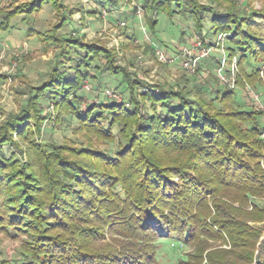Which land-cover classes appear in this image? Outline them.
I'll return each mask as SVG.
<instances>
[{
	"label": "trees",
	"instance_id": "16d2710c",
	"mask_svg": "<svg viewBox=\"0 0 264 264\" xmlns=\"http://www.w3.org/2000/svg\"><path fill=\"white\" fill-rule=\"evenodd\" d=\"M45 3L57 8V0H30L4 10L0 28ZM146 8L155 16L151 27L161 11L188 12L198 35L209 17L211 33H225L228 61L238 55L240 70L249 79L258 75L264 12H219L196 0H151ZM45 34L41 39L47 43L55 39ZM62 43L47 78L0 126V232L24 236L17 257L0 256V264H162L157 250L165 240L194 247L171 264H264V206L245 209L249 195L264 193L260 112L236 104L224 113L214 110L216 99L234 101V91L226 88H217L210 100L165 86L137 92L138 98L136 82L113 64L107 49L77 38ZM101 56L106 58L101 71L122 77L133 104L107 105L111 114L105 121L120 126L116 157L36 142L29 121L40 133L43 97L58 99V108L72 109L89 131L99 133L102 116L94 107L78 110L77 89L91 61ZM146 100L150 111L140 114ZM14 133L26 144L24 162L17 157L16 149L22 150Z\"/></svg>",
	"mask_w": 264,
	"mask_h": 264
},
{
	"label": "rangeland",
	"instance_id": "374dc122",
	"mask_svg": "<svg viewBox=\"0 0 264 264\" xmlns=\"http://www.w3.org/2000/svg\"><path fill=\"white\" fill-rule=\"evenodd\" d=\"M25 1L30 0H0V17L4 10ZM150 1L111 0V4L104 6L102 0H57L56 9L45 3L38 11L30 14L20 13L13 17L9 23H12V26L9 25V30L0 37V126L9 116L20 112L26 105L33 87L36 88L47 78L61 51L62 38H77L107 49L113 64L126 71V76L130 77L128 81L136 82L138 88L135 87L134 91L138 98L141 97L138 93L165 86L188 93L192 97L208 100L215 95L217 88H226L234 91V101L220 102L216 99L211 103V107L224 113L236 104L242 109L258 111L264 128V57L258 77L249 79L240 70L238 55L235 56V66L231 71L233 63L231 66L230 62L233 57L228 61L225 37L221 40L218 39L220 33L216 35L211 33L209 17L205 18L202 27L201 35L204 38L196 33L197 28L193 25L189 13L182 10L172 15L159 12L156 15V25L151 27L149 22L155 16L146 8ZM196 2L219 12H226L231 8L239 13L244 12L245 15L254 11L264 12V0H196ZM63 17L67 20L64 25H60ZM161 29L165 32V39L163 34L159 33ZM48 31L53 33L56 41L50 38V42L47 43L41 39L42 36L47 37L43 33ZM197 37L213 45L220 42L227 59L223 70L224 76L226 79L229 76L233 78V88L216 74L218 61L222 56L219 47L215 50L217 53L211 52L207 58L200 59L193 73L183 68L180 53L185 47L190 48ZM155 45L165 52L166 61L158 58L154 51ZM177 54L180 57L177 58ZM172 57L174 59L169 60ZM105 63L104 56L91 61L87 68V76L77 89V92L82 94L77 103L78 110L87 113L94 107V111L102 116L103 121L98 124L99 133L95 130L89 131L72 109L58 108V99L43 97V101L38 104L42 108L43 117L40 133L36 131L33 121H29L36 142L73 146L77 149L88 148L116 157V148L120 144L118 143L120 126L115 124L110 127L107 124L106 121L111 114L107 105L113 103L132 109L133 104L128 101L126 82L122 77L101 71ZM246 71L248 72L249 68ZM73 95L69 93L68 98H73ZM149 105L148 100L144 101L140 114H144L147 108V111H150ZM239 126L244 128L241 123ZM261 135L264 138L263 131ZM13 138L17 140L22 150L20 152L16 149L17 157L24 162L26 144L19 141L16 133L13 134ZM10 148L3 147L7 156L10 154ZM116 188L123 193L120 185ZM254 203L264 206V193L261 196L249 195L245 209L251 210ZM250 224L254 226L259 223ZM22 239H24L22 235L14 237L0 232V256L17 257ZM221 246L228 248L227 243H221ZM193 248L191 245L180 247L171 240H165L158 244L157 259L162 264H171L185 252H191Z\"/></svg>",
	"mask_w": 264,
	"mask_h": 264
},
{
	"label": "built area",
	"instance_id": "2783aa9c",
	"mask_svg": "<svg viewBox=\"0 0 264 264\" xmlns=\"http://www.w3.org/2000/svg\"><path fill=\"white\" fill-rule=\"evenodd\" d=\"M225 37V33H220L218 35V39H223ZM217 47H219V51L221 52L222 56L220 57L219 61H218V66L216 69V74H218L219 77L222 78V80H224L228 86H230V88L234 87V80L231 76H229L227 79L224 76V68H225V64L227 63V59L225 57V53L223 52V47L222 45L220 46V42L218 41L216 43V45H212L210 43H205L204 40H201L199 37L195 38L192 42V45L190 48H184L182 49V52L180 54H182V56L180 57L179 54H177V58L180 57L181 59V63L183 64V68L185 70H187L189 73H193L195 71V67L197 62L202 59V58H207L211 52H214L215 49H217ZM154 51L156 53V55L158 56V58L160 60H167V57L165 55V52L157 45H155L154 47ZM218 51V52H219ZM174 58H169V60H173ZM234 59L235 56H233V60L230 62L233 63V66L231 68V71L234 69ZM230 79V81L228 80Z\"/></svg>",
	"mask_w": 264,
	"mask_h": 264
},
{
	"label": "crops",
	"instance_id": "0c3cea01",
	"mask_svg": "<svg viewBox=\"0 0 264 264\" xmlns=\"http://www.w3.org/2000/svg\"><path fill=\"white\" fill-rule=\"evenodd\" d=\"M11 24H12V23H11ZM11 24H9V25L12 26ZM10 26H9L8 28H5V29H3V28L1 29V28H0V37H1L2 35H5L4 32H5L6 30H9ZM193 32H194V31H193ZM159 33H160V35L163 34L164 39H165V37H166V36H165V32H162V29L159 31ZM163 41H166V40H163ZM166 45H167V44H166ZM175 45H176V44H175ZM176 46H177V45H176ZM179 47H180V46H179ZM215 50H216V49H215ZM215 53H217V52L214 51V54H215Z\"/></svg>",
	"mask_w": 264,
	"mask_h": 264
}]
</instances>
